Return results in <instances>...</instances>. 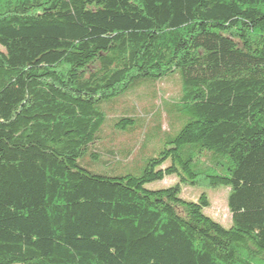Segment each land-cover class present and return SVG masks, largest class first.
Wrapping results in <instances>:
<instances>
[{
  "label": "trees",
  "instance_id": "obj_1",
  "mask_svg": "<svg viewBox=\"0 0 264 264\" xmlns=\"http://www.w3.org/2000/svg\"><path fill=\"white\" fill-rule=\"evenodd\" d=\"M174 72L149 129L116 106ZM109 112L164 137L135 173ZM181 184L229 187L231 225ZM0 264H264V0H0Z\"/></svg>",
  "mask_w": 264,
  "mask_h": 264
},
{
  "label": "rangeland",
  "instance_id": "obj_2",
  "mask_svg": "<svg viewBox=\"0 0 264 264\" xmlns=\"http://www.w3.org/2000/svg\"><path fill=\"white\" fill-rule=\"evenodd\" d=\"M155 85L158 90L159 100H157L153 106H151L152 102L146 99V92H144L145 90L143 89L134 95L128 94L116 100L117 107L123 106L125 102L131 105H136L138 107V114L143 118L144 124L148 129L152 125V115L158 108H161V110L164 109L163 105L159 107L161 102H175L179 96L181 91L180 74L174 72L160 79ZM174 120L175 118L173 115L168 117L167 124L170 125V122ZM167 124L165 127L168 129L169 126ZM176 124L178 125L176 130H178L181 125L177 122ZM102 129L104 137L103 142L110 145V142L114 140L113 142H115V146L120 148L123 146L133 149L134 146H136L130 159L125 161L123 159L124 157H122V160L116 161L115 164L108 166L107 170H109V173L111 174L137 172L139 168L145 164L147 158L156 154L165 146L163 135L158 134L155 130L149 131L145 135L143 131L146 129H141L137 123L136 125H131V127L126 130L118 129V127L115 126V118L112 112L108 113ZM101 158L109 159L106 155ZM90 159L92 158L90 157ZM177 182V177H167L164 180L147 183L145 187L152 190L161 189L172 186ZM229 192L230 188L227 186L211 187L207 185L193 186L181 184L180 196L186 200L196 201L202 193L207 194L210 205L204 208L205 214L211 216L225 227H229L231 225V214L227 205Z\"/></svg>",
  "mask_w": 264,
  "mask_h": 264
}]
</instances>
